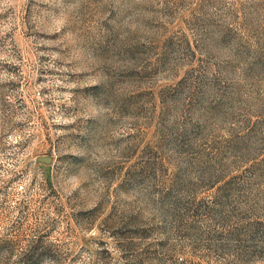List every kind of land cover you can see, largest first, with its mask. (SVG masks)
I'll return each instance as SVG.
<instances>
[{
    "label": "rangeland",
    "instance_id": "1",
    "mask_svg": "<svg viewBox=\"0 0 264 264\" xmlns=\"http://www.w3.org/2000/svg\"><path fill=\"white\" fill-rule=\"evenodd\" d=\"M0 264H264V0H0Z\"/></svg>",
    "mask_w": 264,
    "mask_h": 264
}]
</instances>
